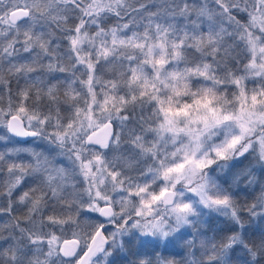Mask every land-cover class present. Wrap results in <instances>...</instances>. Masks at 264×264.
<instances>
[{"label": "snow or ice", "instance_id": "snow-or-ice-1", "mask_svg": "<svg viewBox=\"0 0 264 264\" xmlns=\"http://www.w3.org/2000/svg\"><path fill=\"white\" fill-rule=\"evenodd\" d=\"M0 264H264V0H0Z\"/></svg>", "mask_w": 264, "mask_h": 264}, {"label": "trees", "instance_id": "trees-1", "mask_svg": "<svg viewBox=\"0 0 264 264\" xmlns=\"http://www.w3.org/2000/svg\"><path fill=\"white\" fill-rule=\"evenodd\" d=\"M206 220L208 221V225H206L205 230H208L209 226H215L218 228H223L224 225L219 223L218 221H213L211 217H207ZM208 234L211 236L213 233L211 231L208 232ZM181 249L179 248V246L176 247V249H174V251H180Z\"/></svg>", "mask_w": 264, "mask_h": 264}, {"label": "rangeland", "instance_id": "rangeland-1", "mask_svg": "<svg viewBox=\"0 0 264 264\" xmlns=\"http://www.w3.org/2000/svg\"><path fill=\"white\" fill-rule=\"evenodd\" d=\"M207 218V217H206Z\"/></svg>", "mask_w": 264, "mask_h": 264}]
</instances>
